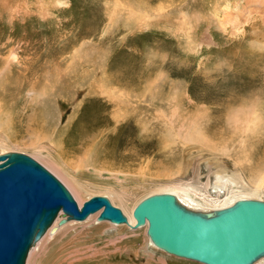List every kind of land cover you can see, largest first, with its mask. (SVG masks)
<instances>
[{
  "label": "rangeland",
  "instance_id": "obj_1",
  "mask_svg": "<svg viewBox=\"0 0 264 264\" xmlns=\"http://www.w3.org/2000/svg\"><path fill=\"white\" fill-rule=\"evenodd\" d=\"M162 1L12 0L10 10L23 13L20 30L10 31L14 34L11 48L25 51L22 58L28 63L36 49L38 95L35 100L28 94L27 80L25 91L15 96L20 97L18 102L0 115V152L23 153L36 160L81 201L80 206L95 196L111 202L121 197L112 204L128 218L126 210L133 211L140 201L157 193L177 192L196 209L214 211L239 198L264 200V85L247 78L257 62H250L244 51L236 55L237 50L219 40L213 30V43L219 46L207 47L205 70L222 73L218 82L232 81L236 86L229 96L192 94L195 64L188 50L193 49L194 38L206 46L201 36L208 15L224 0H214L204 9L209 2L198 1L176 12L170 21L156 17L166 3L168 9L176 10L172 3L179 2ZM183 27L191 29V37ZM176 34L185 54L177 48ZM182 56H186L183 63ZM227 63L232 66L228 68ZM188 70V79L174 75ZM194 97L204 100L205 109L190 102ZM253 104L260 122L257 133L245 134L229 117L232 109H250ZM245 114L241 111L237 116L242 119ZM186 132L196 133L204 142L181 137ZM49 161L71 175L82 194L75 196L47 167ZM90 221L68 225L48 242L46 252L33 261L31 256L28 264H70L77 249L81 252L77 254L85 256L84 264H200L153 248L147 226L131 230ZM262 260L256 264H264Z\"/></svg>",
  "mask_w": 264,
  "mask_h": 264
},
{
  "label": "water",
  "instance_id": "obj_2",
  "mask_svg": "<svg viewBox=\"0 0 264 264\" xmlns=\"http://www.w3.org/2000/svg\"><path fill=\"white\" fill-rule=\"evenodd\" d=\"M65 221L127 224L109 199L95 196L79 208L65 186L24 154L0 156V264H25L30 249L59 212ZM132 229L147 224L146 235L168 255L200 264H254L264 257V201L239 199L212 212L187 209L172 194H154L132 211Z\"/></svg>",
  "mask_w": 264,
  "mask_h": 264
},
{
  "label": "bare ground",
  "instance_id": "obj_3",
  "mask_svg": "<svg viewBox=\"0 0 264 264\" xmlns=\"http://www.w3.org/2000/svg\"><path fill=\"white\" fill-rule=\"evenodd\" d=\"M166 1V0H163ZM162 1V2H163ZM179 3L177 5H175L176 3H172V5L174 7H176V10L173 9H168L167 3H163V5L165 4V6L159 11V17H156V20H160L161 18H167L170 21V18L176 13V12H180V11H184L188 8H190L192 5H194L196 2L201 1L200 3H203L205 6H202V8L204 9L205 7H207L210 3H212L214 0H190V2H187V0H177ZM220 1V0H219ZM223 1V0H222ZM168 2V1H167ZM216 2V1H215ZM12 0H0V115L4 114V112H7V108L13 106L14 104H16V102H18V100L20 99V97L15 98V96H21V94L25 91L26 89V84L25 82H27V80L30 81V84L27 82V84L29 85V90L27 91L28 94H30L32 96L33 99L36 100L37 95H38V80L36 81L35 77H37V71H36V59L38 58H34L33 56H36V52L35 50L32 53V59L30 61V63L25 62V60H23L24 58L23 55L25 54V51H16V48H11L13 42L10 41V39L12 38V36L14 37V34H12L13 32H15L14 30H20L21 26L19 24L20 19L22 18L20 12L22 11H11L10 10V6L12 4ZM18 4V3H17ZM202 4V5H203ZM14 5V4H13ZM171 5V4H170ZM162 6V5H161ZM17 7H19L17 5ZM21 7V6H20ZM19 7V8H20ZM16 8V7H15ZM18 8V9H19ZM22 9V8H21ZM20 10V9H19ZM142 10V9H141ZM11 12L12 15H11ZM157 12V11H156ZM212 13H210L208 15L209 19H207V25H206V29L202 32V36H201V40H203L204 43H206V46L204 44H202L201 42H197V39L194 38L193 43L191 44L193 47L192 50L189 49L188 47V51L189 53L187 54H191V58L192 62L195 64V69H193L194 75L195 77L191 80L190 83L195 82L196 84V89L195 91L192 93L194 95L198 94H204L206 93H210V94H214V93H220V94H224V95H228V92L231 91L234 86H236L235 82L229 83L227 82V76L224 77V79L226 80V82L228 84H224V82H218V78L222 77V73L219 72H213L211 74H209L208 72H206L205 70V65L207 64V58H206V53H209L210 49L208 50L207 47H211V45H215V47L218 48L219 46V42L214 44L213 43V38L211 35V32H213V30H216L218 35H219V40L221 41H226L225 43L232 46L235 50H237L236 55H240L244 52H246L247 54H245L246 56L248 55L249 61L253 63V61L257 62L256 64V71L254 69L253 72H251V74L248 75L247 78H249V82L254 83V82H259L260 84H262V86L264 85V0H224L222 4L220 3H216L215 4V8L213 9V11H211ZM23 13V12H22ZM141 13V12H140ZM152 13V11H151ZM147 14V13H146ZM11 15V16H10ZM141 15V14H139ZM142 16V15H141ZM140 16V17H141ZM9 18V21L7 20V18ZM139 17V18H140ZM143 17V16H142ZM141 19V18H140ZM141 20H145V19H141ZM153 20V19H152ZM168 21V20H167ZM146 22V21H145ZM145 22H140V25L142 26L143 23ZM152 22H157V21H152ZM147 23V22H146ZM151 23V20L150 22ZM153 24V23H152ZM147 25V24H146ZM172 25H176L175 23ZM187 25V24H186ZM151 26V25H150ZM189 27V26H188ZM13 29V30H12ZM180 29V28H179ZM178 30V29H177ZM184 30V34L187 35L188 37H191V29H186V27L183 29ZM193 30V29H192ZM13 31V32H10ZM179 31V30H178ZM195 30H193L194 33ZM214 31V32H216ZM168 32V31H166ZM167 34V33H166ZM180 34V33H179ZM183 34V35H184ZM181 35V36H183ZM17 36V35H16ZM20 36V33H19ZM173 36V35H172ZM18 37V36H17ZM175 42L177 44V48H180V52H182V54H185V52H183L182 48H181V44H178V40L179 37L176 34L175 36ZM182 38V37H180ZM196 39V40H195ZM16 40V38H15ZM19 41V40H18ZM17 41V42H18ZM34 41V40H33ZM215 42V41H214ZM20 43V42H18ZM35 43V42H33ZM223 44V43H222ZM34 45V44H33ZM190 45V44H188ZM209 45V46H207ZM36 46V45H35ZM175 46V45H174ZM227 46V45H226ZM13 47V46H12ZM184 48V46H182ZM223 48V47H222ZM224 48H225V44H224ZM227 48V47H226ZM233 48H232V52H233ZM19 49V48H18ZM22 49V48H21ZM34 49V47H33ZM204 49V50H202ZM212 49V48H211ZM214 49V48H213ZM215 50H217L215 48ZM224 50V49H223ZM228 50V48H227ZM230 50V49H229ZM234 50V51H235ZM38 51V50H37ZM206 51V52H204ZM179 52V53H180ZM224 52V51H222ZM229 52V51H228ZM227 53V51H226ZM234 54V52H233ZM232 54V55H233ZM230 55V54H229ZM228 55V57H229ZM244 55V54H243ZM227 56V55H226ZM241 56V55H240ZM186 58V56H184ZM184 57H181L180 62H184ZM237 58V56H234L232 59ZM173 58V57H172ZM179 58V55H178ZM177 58V59H178ZM231 58V57H229ZM190 59V58H189ZM232 59L230 62L233 63ZM238 59V58H237ZM246 59V60H247ZM172 60V59H171ZM240 60V58H239ZM238 60V61H239ZM174 61V60H173ZM172 61V62H173ZM242 61V60H240ZM244 61V60H243ZM242 61V62H243ZM166 62V61H165ZM237 61H235L234 63H236ZM175 63V62H173ZM177 63V61H176ZM175 63V64H176ZM245 63V62H244ZM185 64V63H184ZM229 64V63H227ZM231 64V63H230ZM228 65L230 68L232 65ZM239 64V63H238ZM29 65V67H28ZM170 65V64H169ZM174 66V64H172ZM190 64H187V66H189ZM193 65V64H192ZM251 65V64H248ZM247 65V66H248ZM31 66V68H30ZM182 66V65H181ZM207 66V65H206ZM244 66V64H243ZM254 66V65H253ZM227 67V66H226ZM238 67V66H237ZM242 68V66H240ZM251 67V66H250ZM38 68V67H37ZM177 68H180L177 66ZM225 69V70H231V69ZM240 68V71L242 70ZM170 69V68H169ZM181 69V68H180ZM217 69V68H216ZM234 69V68H232ZM183 70H185L183 68ZM187 70V69H186ZM192 70V69H191ZM191 70H188V72H177L174 75L178 76L179 78H187L190 75ZM171 71V70H170ZM179 71V70H178ZM181 71V70H180ZM226 71V72H227ZM234 71V70H233ZM237 71V70H236ZM243 71H246L243 70ZM225 72V73H226ZM242 72V71H241ZM171 73V72H170ZM228 73V72H227ZM230 73V72H229ZM228 73V74H229ZM235 73V72H234ZM244 73V72H242ZM247 73V72H246ZM249 73V72H248ZM231 74V73H230ZM233 74V73H232ZM13 75H14V79H13ZM224 75V74H223ZM240 75V74H239ZM243 75V74H242ZM246 75V74H245ZM197 76V77H196ZM238 76V75H237ZM243 77V76H242ZM192 78V75H191ZM223 78V77H222ZM230 78V77H229ZM232 78V77H231ZM234 78V77H233ZM245 78V77H244ZM181 79V80H182ZM188 79V78H187ZM240 79V78H239ZM243 79V78H242ZM236 80V79H235ZM222 81V80H221ZM242 82V80H240ZM247 81V80H246ZM186 82V81H185ZM236 82H238L236 80ZM244 82V81H243ZM188 83V82H187ZM240 84H244V83H240ZM259 84V85H260ZM194 85V84H193ZM255 84H253L252 86H254ZM258 85V84H257ZM188 86V85H187ZM256 86V85H255ZM241 87V86H240ZM244 88V87H243ZM247 88V87H246ZM254 88V87H253ZM238 88H235V90ZM249 89V88H248ZM263 89V88H262ZM193 90V89H192ZM234 90V91H235ZM240 90V89H239ZM242 90V89H241ZM247 90V89H246ZM255 90V89H254ZM238 91V90H237ZM236 91V92H237ZM245 91V89H244ZM248 91V90H247ZM188 92V91H186ZM251 92V91H250ZM261 92V91H260ZM231 93V92H229ZM243 93V92H242ZM246 93V92H245ZM248 93V92H247ZM252 93V92H251ZM239 94V93H238ZM258 94V93H256ZM262 94V93H260ZM234 95L237 94H233ZM243 95V94H242ZM251 95V94H250ZM222 96V95H220ZM241 98H243L241 95H239ZM249 96V95H248ZM261 96V95H259ZM258 96V97H259ZM263 96V95H262ZM191 97V95H190ZM189 97V98H190ZM196 97V96H195ZM194 97V98H195ZM208 97V96H207ZM217 97V96H216ZM238 96H236V99ZM251 97V96H250ZM256 98V97H255ZM193 99V98H192ZM189 99L190 102L195 105V106H200L203 107L202 99L200 100H196V98L194 100ZM204 99V98H203ZM232 99V98H231ZM234 99V98H233ZM235 99V100H236ZM188 100V101H189ZM240 100V99H238ZM233 101V100H232ZM32 102V101H31ZM201 102V103H200ZM257 102V100H256ZM240 103V102H239ZM36 104V103H35ZM209 104V101L207 102V105ZM252 104V103H251ZM255 104V103H254ZM250 105V109H245L242 110V108H239L237 110L232 109V113L229 117V120L235 124L238 125L239 128H241V130L247 134H254L257 133V131H254L257 127V125L260 122V117L255 113L256 109L255 105ZM225 107V106H224ZM205 109V107H203ZM207 108V107H206ZM227 110H229V108H226ZM241 111H247V115L243 116V118H238L237 114L240 113ZM243 113V112H242ZM240 116V115H239ZM4 118V117H3ZM5 120V119H4ZM2 123V122H1ZM0 123V124H1ZM6 124V121H5ZM261 125V124H260ZM1 126V125H0ZM3 127V126H2ZM6 128V127H5ZM3 129V128H2ZM181 130V129H180ZM1 132V131H0ZM196 132V131H195ZM5 133V131H4ZM178 134V133H177ZM181 136V134H180ZM198 137H200L199 135H197ZM196 136V133L193 134H187V132L181 136L185 139H189L195 143H203L204 140L203 138H198ZM39 139L38 137L35 138V140ZM182 139V138H181ZM34 141V140H33ZM35 142V141H34ZM33 142V143H34ZM32 145V144H31ZM35 145V144H34ZM32 145V148H35V146ZM38 147V146H36ZM31 149V150H34ZM212 149V148H211ZM35 151V150H34ZM38 151V150H37ZM10 152H0V156L5 155V154H9ZM11 153H16V152H11ZM18 154H23V153H18ZM35 154V153H34ZM39 154V153H38ZM25 155V154H24ZM27 156V155H26ZM34 156H38L37 154H35ZM29 157V156H28ZM33 159V158H31ZM34 160V159H33ZM36 161V160H35ZM46 162V161H45ZM47 167L52 170L53 172H55L57 174V176L59 175L64 181L65 183L69 186V188L71 189V191L73 192V194L75 196H79L80 194H82V188L81 186H79L74 180L73 177L71 175H69L64 169H62V167L58 166L57 164H55L54 162H50L47 163ZM45 168V167H44ZM46 169V168H45ZM68 171V170H67ZM50 172V171H49ZM54 175V174H53ZM55 176V175H54ZM58 176V177H59ZM56 177V176H55ZM57 178V177H56ZM58 179V178H57ZM59 180V179H58ZM60 181V180H59ZM62 183V182H61ZM63 184V183H62ZM64 185V184H63ZM65 186V185H64ZM66 187V186H65ZM67 188V187H66ZM68 190V189H67ZM69 191V190H68ZM69 193L71 194V192L69 191ZM166 193V192H165ZM157 194H164V193H157ZM166 194H172L176 197L177 201H179V203H181L183 206H185L187 209L193 210V211H199V212H212L214 210L211 209H201V208H197L192 206V204L185 199V197H183L182 195H180L177 192L171 193V192H167ZM72 195V194H71ZM154 195V194H153ZM73 196V195H72ZM194 196H198L195 195ZM193 196V197H194ZM104 197V196H102ZM248 197V196H247ZM74 198V196H73ZM107 198V197H106ZM121 197H116L115 199L112 200V202L114 204H116L115 202H118V200H120ZM205 198V197H203ZM75 199V198H74ZM109 199V198H107ZM202 199V198H201ZM239 199H252V198H239ZM237 199V200H239ZM204 200V199H203ZM231 202V204L228 205V207L230 205H232L235 201ZM257 200H261L264 201L262 199H257ZM76 201V200H75ZM109 201L111 202V200L109 199ZM79 203L81 202L80 200L78 201ZM78 202L76 201L78 207L80 208L81 206L78 204ZM111 202V204H112ZM113 205V204H112ZM114 206V205H113ZM124 206V205H122ZM115 207V206H114ZM193 207V208H192ZM227 208V207H225ZM125 209V207H124ZM224 209V208H222ZM126 210V209H125ZM217 210V209H216ZM219 210V209H218ZM122 211V210H121ZM100 211L93 213L91 215H89L84 221L87 220H91V221H95L96 223L99 222H105V221H98V215H99ZM123 213V212H122ZM128 213V217L127 218V224H125V226H127L129 229L131 230H137L139 228L142 227H146L147 224H145L142 227H139L137 229H132L131 227L134 225L135 221L132 217V210H126V214ZM124 214V213H123ZM91 218V219H90ZM66 217L65 215L62 213V211L59 212V214L57 215V217L54 219V221L52 222V224L49 226V228L47 229V231L44 233V235L39 239V241H37V243H35V245L32 246V248L29 251V254L27 256L26 259V263L28 264V260L30 259V257L32 256V261L36 259V257L40 256L41 254H43L44 252H46V250L49 248V241H51V239H53L54 237L60 235L61 231L64 228H67L68 225H70L71 223H78V222H84V221H77L75 222L74 220H70V221H65ZM90 221V222H91ZM89 222V223H90ZM62 235V234H61ZM148 238V237H147ZM149 240V239H148ZM150 245L157 249L156 247H154L152 245V243L149 241ZM76 250V249H75ZM79 250V249H77ZM76 252L73 254L74 257H72L70 264H84L86 259L83 256H80V254H77L78 252ZM158 251L168 255L167 253L157 249ZM81 253V252H79ZM174 257V256H173ZM87 258V257H86ZM177 258V257H174ZM89 259V258H88ZM264 260V257L260 258L259 260H257L254 264H256L257 262H259L260 260ZM262 260V261H263Z\"/></svg>",
  "mask_w": 264,
  "mask_h": 264
}]
</instances>
